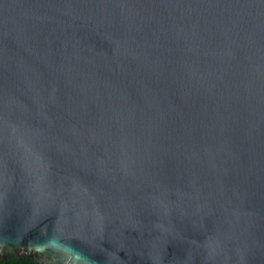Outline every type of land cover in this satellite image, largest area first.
Returning a JSON list of instances; mask_svg holds the SVG:
<instances>
[{"label": "water", "instance_id": "95a60500", "mask_svg": "<svg viewBox=\"0 0 264 264\" xmlns=\"http://www.w3.org/2000/svg\"><path fill=\"white\" fill-rule=\"evenodd\" d=\"M0 264H264V0H0Z\"/></svg>", "mask_w": 264, "mask_h": 264}]
</instances>
